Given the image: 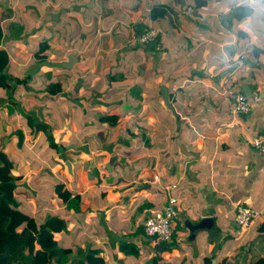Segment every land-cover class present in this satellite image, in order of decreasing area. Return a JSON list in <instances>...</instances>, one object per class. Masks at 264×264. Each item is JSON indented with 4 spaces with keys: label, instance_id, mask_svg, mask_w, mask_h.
<instances>
[{
    "label": "crops",
    "instance_id": "1",
    "mask_svg": "<svg viewBox=\"0 0 264 264\" xmlns=\"http://www.w3.org/2000/svg\"><path fill=\"white\" fill-rule=\"evenodd\" d=\"M91 1L0 0V67H11L8 72L24 81L33 75L35 87L42 84L45 89L36 93L21 87L16 96L21 107L14 113L9 110V101H1L0 153L9 156L15 164L14 173L23 178L16 194L18 209L39 223L49 216L66 223L56 240L59 246L63 243L61 249L70 250L71 254H61L53 264L87 263L92 251H98L107 264H181L178 257L172 256L179 248L178 252L187 253L191 262L197 258L196 264L258 263L264 259V154L251 148L250 142L264 133V0ZM153 5L168 8V15L152 20ZM190 7L194 9L193 17L185 14ZM118 26V32L130 29L129 37L114 46L109 34ZM148 26L159 30L158 50L156 45L140 46L136 41L140 30ZM42 43L49 48L44 53L46 67L38 74L41 60L36 53ZM71 55L78 62L67 69L63 64ZM242 58L245 63L240 67ZM234 67L235 71L221 78L222 73ZM138 68L143 70L144 78L137 74ZM50 70L54 75L47 80ZM102 82L106 83V92L97 94L103 92L97 86ZM136 85L142 87V109L131 105L129 111L139 115V122L121 119L117 125L106 123L111 115H126L127 110L118 106H124L126 100L131 104L129 91ZM243 85L258 92L261 102L252 103L250 115L237 119L236 128L222 126L235 121L231 114L233 98L243 93ZM87 88H94L87 95L94 98L91 102L84 100L86 103L80 108L90 109L87 114L83 110L84 128L90 134L80 138L82 151L75 148L68 157L69 149L52 150L47 145L44 153L36 157L38 161L43 157L47 168L56 174H63L69 161L73 172L76 168V190L65 186L74 196H81L82 209L77 212L58 201L56 194L54 201H37L38 186L30 176L31 161L24 151L19 153L23 148L20 143H35L37 135L36 131L30 134L33 129L28 119L21 120L18 112L32 113L59 95H84ZM162 88L168 90L174 110L165 103ZM101 102L105 105L97 111ZM134 124L140 126V130L136 129L140 132L143 126L147 131L148 126L153 130L143 137H133L128 132L131 137L123 138L120 132L129 131ZM20 131L23 140L18 135ZM105 132L107 137H101ZM92 147L99 151L96 153ZM104 147L112 149V153L107 155ZM6 149L15 150L8 154ZM85 149L89 153L84 154ZM113 155L118 158L115 163L121 160L131 165L127 172L132 174L126 180L108 182L101 173L102 165L109 164ZM105 156H109L108 161ZM56 159L63 164L55 163ZM172 185L177 186L176 190L167 191ZM129 189L138 191L135 194ZM101 190L105 195H100ZM170 194L180 201L175 231L181 241H172V252L165 253L164 248L157 249L158 244L143 234L141 227L151 215L163 212ZM124 198L133 202L118 206ZM237 207L262 213L249 230L240 233L243 240L235 221ZM204 218L215 219L219 229L186 243L189 233L184 221ZM119 222L122 227H117ZM121 241L135 242L140 255L123 254L118 246ZM233 245L237 251L242 248V254L234 257Z\"/></svg>",
    "mask_w": 264,
    "mask_h": 264
},
{
    "label": "trees",
    "instance_id": "2",
    "mask_svg": "<svg viewBox=\"0 0 264 264\" xmlns=\"http://www.w3.org/2000/svg\"><path fill=\"white\" fill-rule=\"evenodd\" d=\"M202 4L205 5L203 2ZM207 4V3H206ZM247 9V7H244ZM195 9H198L196 6ZM194 10V9H193ZM168 15V8H165L163 5H153L150 13V18L152 20L160 19ZM146 28V27H145ZM143 31L140 30L139 34ZM138 34V36H139ZM3 38V34L0 28V42ZM159 38V37H158ZM158 42V39H157ZM159 43V42H158ZM139 44V43H138ZM141 45V44H140ZM144 46V45H142ZM150 47V46H146ZM154 47V46H153ZM49 46L42 43L39 51L36 53L37 57H40L39 68L36 73H41L45 69V52ZM47 59V57H46ZM5 68V67H3ZM45 78L48 80L54 75V71L50 70L46 73ZM35 76H31L29 81H24L22 79L13 77L8 70H3L0 67V91L4 94L3 98H6L9 101L10 106L9 110L15 112L16 109L21 107L17 95L20 91V88L23 86L27 92H36L43 93L45 89L39 84L38 87L33 85V79ZM254 86H257L255 84ZM238 90L236 91V93ZM45 100V99H44ZM22 109V108H21ZM30 125H35L31 123L32 119L29 115L23 110L21 111ZM134 120L139 122L140 117L136 113H131L127 110L126 115L122 118L118 114L111 115L107 117L106 123H111L112 125H117L121 120ZM46 125L38 124L35 125L36 132L41 130H46ZM32 128V127H31ZM133 125L128 132L131 136H140L136 131ZM21 140L24 139L23 132L18 133ZM255 138V137H254ZM253 138V139H254ZM252 139V140H253ZM20 140V141H21ZM21 146V143H20ZM55 144L51 147L54 148ZM54 149H57L55 146ZM15 164L4 152L0 153V264H53V261H59L57 254H63V256H68L71 254L70 250H63L60 248L58 241L56 240V235L66 229V223L64 220L49 216L45 218V221L39 223L36 218L29 215L24 210L18 209L16 202L17 190L23 181V178L20 175L14 173ZM176 190V189H175ZM55 194L69 209L75 210L77 212L81 211L82 199L80 195H73L71 191L67 189L65 184L60 183L55 187ZM178 199V197H176ZM169 201V198H168ZM168 203V202H167ZM143 234H145V227H141ZM264 229V226H263ZM17 240L19 242L18 247L14 244ZM165 245V244H163ZM169 245V244H167ZM120 251L128 256L138 257L140 255V250L137 248L135 242L133 241H121L119 243ZM98 251L89 252L87 257V263L83 264H107L105 258L99 256ZM255 264H264V261L261 260Z\"/></svg>",
    "mask_w": 264,
    "mask_h": 264
},
{
    "label": "rangeland",
    "instance_id": "3",
    "mask_svg": "<svg viewBox=\"0 0 264 264\" xmlns=\"http://www.w3.org/2000/svg\"><path fill=\"white\" fill-rule=\"evenodd\" d=\"M118 28H119V26L116 27L114 29V31H112L109 34V37L111 38L110 41L113 43L112 45H114V46H118L119 44H123L124 40H126L129 37L128 31H130V29L125 30L126 32H122V31L118 32ZM100 31L103 32V27L100 28ZM11 36H13V35H11ZM100 40L105 41V39L102 37L100 38ZM10 46H16V44H10ZM155 48L157 50L159 49L158 47H155ZM86 57H88L87 53H86ZM133 60H134V58L131 59V62H133ZM10 68L11 67L7 68V66H5V68L1 67V69H3V70L4 69L9 70ZM59 68L60 67H58V69ZM31 69H32V67L30 66L29 70H31ZM31 71L34 72L33 70H31ZM76 72H77V70H75L73 73H76ZM137 74L139 75V77L144 78L143 70L141 71L140 68H138ZM78 78L82 79V77H78ZM105 84L106 83H104V82L98 83L97 86H100L101 91H103V92H97V94H99V93L103 94L104 93ZM93 90H94V88L84 89V91H83V92H85L84 95L83 94L76 95V94L72 93L73 95L69 96V97H66L65 95L64 96L59 95V96H56L54 98H50L49 102L46 104V106L36 107L32 110L33 111L32 113L26 114V115H29L30 118L32 119L31 123L34 122L36 126L38 124H44V125L48 126V127H46V130H41L40 132H36L37 141L35 143H30V141L26 140L25 145H21V147H23V148L19 152V153H21L24 151V155H25L26 159L31 161L30 164L32 165L33 170L31 172L30 176L32 177L33 184L38 186L37 187L38 196L36 199L39 202H43L44 199L54 201L55 199L53 197H55V192H54V190H52V188H54L55 185L60 184V183L67 185L69 187V189H72V191L76 190L77 175H74L76 168H74V172H73L72 170L69 169V166L67 164L68 167L65 165V170H64L63 174H56V173L50 171L52 168H49V167L47 168V164L42 161L43 157L39 158L40 161H38L36 159V157L40 154H43L45 149L48 146L53 145V142H54L55 146H57V149H59L61 147H65L66 149H69V150H67L68 157H71L70 154L75 151V148H76V150L81 149V145L79 143L81 140L80 138H86V137L88 138V134H90V130L86 129V127L84 128L85 120L83 117V110H84V113L87 114L90 111V109L85 110V109H80V108L82 106H84L86 102L92 101V99L94 97L93 96H87V95H90V93ZM140 90H142V87H140L138 85L133 86L132 89L130 90V91H132V94L129 91V95H128V99L131 100V104L128 103V101L126 100L123 103L124 106H118L120 108V110L122 108L125 110H129L131 108V105H132V107H136L138 110H141L142 108H141L140 102L144 101V98L140 94V92H139ZM21 91H23V90L21 89ZM131 97H132V99H131ZM0 98H1L0 99V107H1L2 106L1 101H7V99L3 98V97H0ZM69 99L71 100L70 103L67 102V100H69ZM84 100L86 102H84ZM103 105H105V103H103V102L98 104L97 111H99L101 108H103L104 107ZM18 115H20L19 117L21 120H25V119L27 120L28 119V118H26V116L24 114L21 113V111L18 112ZM160 116L163 119V115L160 114ZM147 120L148 119L146 118L145 121L148 122ZM35 125H29L33 129V130H30V134H33V132L35 130V128H34ZM133 126L140 130V126L135 125V124ZM143 127H144L143 132L137 133V134H140L142 137L147 132L150 133L153 130V128L151 126H148V131H147L146 126H143ZM114 131H115V129L111 130V132H110L111 137H112V134L114 135ZM91 133H93V132H91ZM120 134L123 138H126V139L131 137L128 134V131H126V130H124L122 133L120 132ZM89 137H91V136H89ZM101 137L106 138L107 133L105 132L104 134L101 135ZM105 138H103V139H105ZM136 141L139 142L140 139L137 138ZM31 145H33V148H30ZM55 146H54V148H55ZM54 148L52 147V150ZM92 148L96 153H97V151H99V149H97V148H94V147H92ZM14 150L13 149H6L8 154L14 152ZM103 150L107 151L106 152L107 155L112 153V149H110V151H108L107 148L104 147ZM31 151H33V152H31ZM81 151H82V149H81ZM83 153L87 154L89 152L87 149H85V151ZM111 158L109 159V156H105L104 160L108 161V159L111 160ZM54 162L59 163L61 165L63 164L60 159H56V161H54ZM68 163H71V162L69 161ZM107 165H108V163L105 165H102L101 173L104 175V177L106 178V181H108V182L109 181L114 182V181H117L119 179L120 180H126L128 175L132 174V172H127L129 170L128 168L131 167V165L127 161H121L120 160L117 163H114L112 166V171H109V169L107 168ZM135 172H137V170ZM57 176H59L60 179H58ZM118 177H121V178H118ZM173 186L174 185L169 187V188H171L169 191H172ZM129 190L134 192L135 194L138 191V189L137 190L129 189ZM121 192H127V191H121ZM104 193H106L104 190L100 191V195H105ZM56 199L59 201V199L57 197H56ZM129 201H130V203L133 202V200L131 198H124L123 200H121L119 202L118 206L125 207L129 203ZM72 226L75 228L74 224ZM117 227H122L120 222H119ZM123 227L126 228L127 226L123 225ZM239 231L240 232H238V235H239L240 239H242V240L245 239V238H243V236L241 238V234H240V233H244L245 231H242V230H239ZM215 233L221 234L222 232L215 231ZM234 237H237L236 233H235ZM230 239H231V242H234V240H235L232 237H230ZM173 241L175 244L176 243L178 244L181 241V236L179 233H177V231H175V234L173 236ZM244 243H246V242H244ZM14 244L16 245V247H18L19 242H17V240H16L14 242ZM62 244L63 243L60 242V246H62ZM162 247L164 248L165 253H171L172 252V250H171L172 246L165 244V245H162ZM245 250H248V247H246ZM178 251H180V248ZM178 251L175 250L174 254H172V256L178 257L180 259L179 262H181V264L184 262L186 264H187V262H190L192 264H196V262L198 260L197 258L194 257V259H193L194 261L191 262L187 257V253H182V252H178ZM242 251H243L242 248L240 251H237L236 246L233 245L232 252L235 255L234 257H237L238 255H240V253L242 254ZM251 253H252V251L250 252V254ZM57 255H59L58 258L60 259L61 253L57 254ZM262 260L264 261V259H262ZM53 262H55V260ZM230 262L233 263V260L232 261L230 260ZM159 264H165V261L163 263L160 262Z\"/></svg>",
    "mask_w": 264,
    "mask_h": 264
},
{
    "label": "built area",
    "instance_id": "4",
    "mask_svg": "<svg viewBox=\"0 0 264 264\" xmlns=\"http://www.w3.org/2000/svg\"><path fill=\"white\" fill-rule=\"evenodd\" d=\"M187 16H194V10L192 7L187 8L185 11ZM159 37V30L155 27L148 26L143 29L137 38V42L144 46L158 47L157 39ZM244 58L240 59L238 66H244ZM261 102V97L258 92H252L248 97L244 93H237L233 98V107L231 114L235 117V121L229 124H224L229 128H236L238 126L239 118L248 117L252 111V103L257 104ZM251 148L255 149L259 153L264 154V133L256 136L250 142ZM177 187H172L175 190ZM171 188H168L169 191ZM169 201L163 210V212L151 215L144 223L145 233L151 238L154 244L163 245L171 244L175 233L176 220L178 218V205L179 199L174 196H169ZM262 216V213L248 207H237L236 225L242 231H247L251 228L253 223Z\"/></svg>",
    "mask_w": 264,
    "mask_h": 264
},
{
    "label": "water",
    "instance_id": "5",
    "mask_svg": "<svg viewBox=\"0 0 264 264\" xmlns=\"http://www.w3.org/2000/svg\"><path fill=\"white\" fill-rule=\"evenodd\" d=\"M91 4H94V0L91 1ZM78 62V59L71 55L68 58V61L66 63L63 64V66L67 69H72L74 67V65ZM230 71H235V67L231 68L229 71H225L224 73H222L221 78L225 77V75H227ZM241 91L248 97L251 96L252 94V89L249 85H243L241 87ZM162 96L164 98L165 103L172 109L174 110V108L172 107V105L170 104L169 101V94H168V90L166 88H162L161 90ZM117 156L113 155L110 163L107 165V168L109 169V171H112V166L115 163V161L117 160ZM69 166V169L71 170V164L67 163ZM184 229L185 231H188L189 235L188 237L185 239L186 243H190V242H196L197 240V236L198 235H202V233H209L211 231L218 230L219 227L216 225V220L213 218H204L201 219L198 222H192L190 220H185L184 221ZM157 249H163V247L161 245H157L156 246Z\"/></svg>",
    "mask_w": 264,
    "mask_h": 264
}]
</instances>
